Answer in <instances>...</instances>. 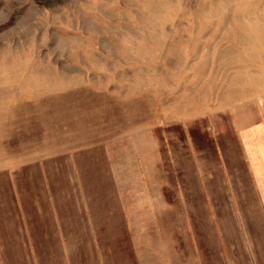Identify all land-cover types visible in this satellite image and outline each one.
<instances>
[{"label":"rangeland","instance_id":"1","mask_svg":"<svg viewBox=\"0 0 264 264\" xmlns=\"http://www.w3.org/2000/svg\"><path fill=\"white\" fill-rule=\"evenodd\" d=\"M263 169L264 0H0V264H264Z\"/></svg>","mask_w":264,"mask_h":264},{"label":"crops","instance_id":"2","mask_svg":"<svg viewBox=\"0 0 264 264\" xmlns=\"http://www.w3.org/2000/svg\"><path fill=\"white\" fill-rule=\"evenodd\" d=\"M262 181H261V200H262V214L264 216V169H263V175H262ZM260 184V182H259Z\"/></svg>","mask_w":264,"mask_h":264}]
</instances>
